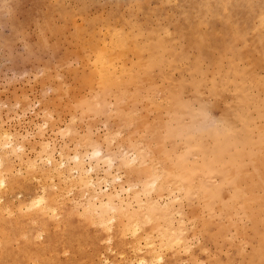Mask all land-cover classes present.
Returning a JSON list of instances; mask_svg holds the SVG:
<instances>
[{
    "label": "rangeland",
    "instance_id": "1",
    "mask_svg": "<svg viewBox=\"0 0 264 264\" xmlns=\"http://www.w3.org/2000/svg\"><path fill=\"white\" fill-rule=\"evenodd\" d=\"M0 158V264H264V0H0Z\"/></svg>",
    "mask_w": 264,
    "mask_h": 264
},
{
    "label": "bare ground",
    "instance_id": "2",
    "mask_svg": "<svg viewBox=\"0 0 264 264\" xmlns=\"http://www.w3.org/2000/svg\"><path fill=\"white\" fill-rule=\"evenodd\" d=\"M101 75L104 77V78H106V77H109V76H106V74H108V72H109V68H106V65L103 63V65L101 64ZM1 163H2V159L0 158V177H2V173H3V169L1 168ZM161 177V176H160ZM84 182V181H83ZM169 182V180L167 181V182H165L166 184ZM164 183V184H165ZM4 184V179H0V185H3ZM79 184H80V182H79ZM83 185H85L84 187H86V185H91V184H93V186L95 185L94 183H93V181H92V179L90 178L88 181H87V183H86V181L84 182V183H82ZM81 184V185H82ZM172 184V183H171ZM171 184H167L168 186H176V182L174 183V185H171ZM180 184V183H179ZM178 183H177V186L179 185ZM80 185V186H81ZM181 185V184H180ZM6 186V185H5ZM43 187V186H42ZM181 187H182V185H181ZM198 187V186H197ZM95 188V187H94ZM184 188V187H183ZM2 189V188H1ZM42 189V188H41ZM40 189V190H41ZM45 190V189H44ZM87 191V190H86ZM42 192V191H41ZM100 192V191H99ZM44 193V192H43ZM119 192H115L112 196H109V197H107V202L105 201L104 202V205H105V207L102 209V208H98V210H100L101 209V212H98L99 214L101 213L102 215L104 214L103 213V210L105 209L106 211H108L107 210V208L112 212V211H115V209H123V208H125V205L122 203H120V199H121V197H120V195L118 194ZM197 194H198V192H196ZM41 194V193H40ZM39 195V194H38ZM180 195V194H179ZM95 196V193L93 194V196H91V201L94 199L93 197ZM182 197V196H181ZM33 199H35V202L36 203H38L40 206H42V210H45V211H48V207H47V204L45 203V196H44V194H42V195H40V196H38L37 198H33ZM95 199H96V203H98L97 202V199L99 200V198H97V196H95ZM32 200V199H31ZM56 200H57V198H56ZM101 200V199H100ZM178 200V199H177ZM55 201V200H54ZM91 201H90V203H91ZM94 201V200H93ZM94 202V203H95ZM100 202V201H99ZM33 203V202H32ZM87 203V202H86ZM100 203H102V200H101V202ZM100 203H98V204H100ZM169 204V203H168ZM30 205V204H29ZM40 206H38V208L37 209H40ZM92 206H95V205H93V203H92ZM154 207L156 206L155 204L153 205ZM158 206H159V204H158ZM157 206V207H158ZM28 207V206H27ZM28 208H30V210H32V207H28ZM27 208V209H28ZM94 209L93 210H95L96 208L95 207H93ZM26 209V210H27ZM47 209V210H46ZM29 210V211H30ZM42 210H40V211H42ZM87 210V209H86ZM90 210H92V207L90 208ZM97 210V209H96ZM104 210V211H105ZM32 211H34V210H32ZM56 211V210H55ZM36 212H38L39 213V211H36ZM90 212H92V211H90ZM117 212V211H116ZM34 213H35V211H34ZM49 213V212H48ZM108 213V212H107ZM50 215H55L54 213L53 214H51L50 213ZM92 215H94L95 217H96V215H97V213H96V215L94 214V212H92ZM91 215V217H94V216H92ZM103 217H106V213H105V215L103 216ZM92 219H94V218H92ZM108 219L109 218H107V220L106 221H108ZM110 220V219H109ZM101 221V220H100ZM102 221H105V220H103L102 219ZM95 222V221H94ZM100 223H104V222H100ZM107 223V222H106ZM109 227V226H108ZM167 227V226H166ZM110 228V227H109ZM133 228V227H132ZM107 230V229H106ZM170 230H171V228H170ZM137 231V229H134V230H132V233H135ZM108 232H110V231H108ZM169 232V231H168ZM170 233V232H169ZM7 235V234H6ZM51 253V252H50ZM156 253V252H155ZM162 256V255H161ZM135 257V256H134ZM141 257V256H140ZM155 257V256H154ZM163 257V256H162ZM156 258V262H160L161 261V257H159V256H157V257H155ZM154 258V259H155ZM164 258V257H163ZM148 260H149V258H148ZM136 260H134L133 261V263L135 262ZM150 261H152V259L150 258ZM132 262V261H131ZM137 263L138 264H147L146 262H145V259L142 257V258H140L139 260H137ZM136 263V264H137ZM148 263H150L149 261H148ZM153 263V262H152ZM155 264V263H154Z\"/></svg>",
    "mask_w": 264,
    "mask_h": 264
}]
</instances>
